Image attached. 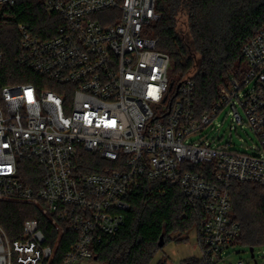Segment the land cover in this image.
<instances>
[{
	"label": "built area",
	"instance_id": "1",
	"mask_svg": "<svg viewBox=\"0 0 264 264\" xmlns=\"http://www.w3.org/2000/svg\"><path fill=\"white\" fill-rule=\"evenodd\" d=\"M41 1L61 23L53 38L17 27V62L31 77L0 91V202L41 203L60 235L75 237L61 264H87L97 244L126 226L142 180L161 181L182 191L198 219L200 257L190 264L224 263L242 239L232 185L264 187V25L243 46L244 75L220 85L199 116L194 76L171 80L170 57L151 35L161 21L156 0ZM17 2L0 0V15ZM4 60L0 44V71ZM227 108L238 125L247 119L259 141L255 154L220 136L188 143ZM85 155L104 166L89 172ZM46 241L37 219L14 237L0 223V264H54L56 249ZM252 260L258 264L255 248Z\"/></svg>",
	"mask_w": 264,
	"mask_h": 264
},
{
	"label": "trees",
	"instance_id": "2",
	"mask_svg": "<svg viewBox=\"0 0 264 264\" xmlns=\"http://www.w3.org/2000/svg\"><path fill=\"white\" fill-rule=\"evenodd\" d=\"M156 3L161 21L151 26V35L158 39L159 50L170 57L173 81L189 74L194 76L195 112L200 116L218 100L220 85L232 77L239 79L246 72L242 49L264 25V0H156ZM20 23L29 24L44 38H53L61 19L58 14L48 12L41 0H18L14 7L2 10L0 44L5 60L0 71V91L7 85L30 82V73L17 62ZM85 158L91 167L87 169L89 172H98L104 166L98 156L85 155ZM28 169L38 167L29 163ZM163 188L166 193L161 191ZM230 192L234 218L242 227V244L250 248L264 245V187L234 183ZM129 202L126 226L94 248L96 261L102 264H151L174 235L176 241H185L184 236L198 222L195 214L185 207L182 191L161 181L143 179ZM28 219L39 221L46 244L56 249L54 264H61L74 235L65 232L61 236L53 215L41 203L0 202V223L10 236H16ZM193 262L190 258L183 264ZM158 264L167 262L161 260Z\"/></svg>",
	"mask_w": 264,
	"mask_h": 264
},
{
	"label": "rangeland",
	"instance_id": "3",
	"mask_svg": "<svg viewBox=\"0 0 264 264\" xmlns=\"http://www.w3.org/2000/svg\"><path fill=\"white\" fill-rule=\"evenodd\" d=\"M170 69V79L171 77ZM195 71L192 72L194 74ZM178 83L179 79H175ZM243 116L244 113L241 110ZM217 136L221 137V143H232L233 149L241 151L247 154H255L253 148L259 145L257 137L251 132L247 125V119L245 118L244 125H238L234 121L232 112L227 108L216 118L213 123L205 128L201 133H198L188 140L190 142H200L203 138L214 139ZM10 202V201H4ZM15 203V202H10ZM22 204V203H15ZM35 205V204H28ZM185 241H176V236H173V240L170 241L162 250L158 252L151 264H158L161 260L167 262V264H181L190 258L200 257V252L197 247V231L193 229L190 233L184 236ZM256 260L258 264H264V245H259L255 248ZM243 261L245 264H254L250 253V247L241 243L234 246L230 251L226 261L222 264H236L238 261ZM87 264H102L98 261H93Z\"/></svg>",
	"mask_w": 264,
	"mask_h": 264
},
{
	"label": "water",
	"instance_id": "4",
	"mask_svg": "<svg viewBox=\"0 0 264 264\" xmlns=\"http://www.w3.org/2000/svg\"><path fill=\"white\" fill-rule=\"evenodd\" d=\"M162 241H163V238H162ZM160 246L162 247L163 246V242L160 244ZM250 252L252 254V257H254V248H251L250 249Z\"/></svg>",
	"mask_w": 264,
	"mask_h": 264
}]
</instances>
